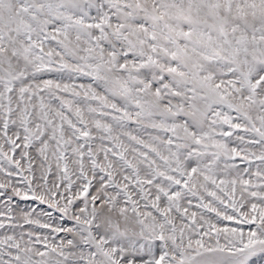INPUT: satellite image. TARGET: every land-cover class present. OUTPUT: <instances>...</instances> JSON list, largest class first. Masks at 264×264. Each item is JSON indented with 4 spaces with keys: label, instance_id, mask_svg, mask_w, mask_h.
I'll return each instance as SVG.
<instances>
[{
    "label": "snow or ice",
    "instance_id": "6c2138e0",
    "mask_svg": "<svg viewBox=\"0 0 264 264\" xmlns=\"http://www.w3.org/2000/svg\"><path fill=\"white\" fill-rule=\"evenodd\" d=\"M0 264H264V0H0Z\"/></svg>",
    "mask_w": 264,
    "mask_h": 264
}]
</instances>
